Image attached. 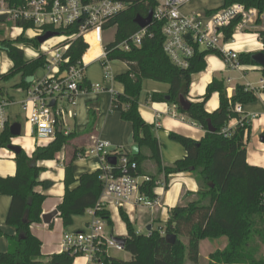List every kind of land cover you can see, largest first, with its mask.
<instances>
[{"label":"trees","instance_id":"obj_1","mask_svg":"<svg viewBox=\"0 0 264 264\" xmlns=\"http://www.w3.org/2000/svg\"><path fill=\"white\" fill-rule=\"evenodd\" d=\"M83 4H90L100 0H81ZM125 3L128 8L104 25L103 29L115 28L114 41L104 46L105 58L102 67L107 62L121 61L127 64L129 70L114 78L124 87L123 94L113 95L111 109L118 112L121 120L132 125V140L140 148L138 156H131L137 165L135 175L147 176L148 182L140 186V193L147 198L155 197L156 180L165 179V190L169 177L179 173H190L197 182L198 191L194 200L178 205L169 211V217L164 227L151 229L145 234L136 233L128 216L119 210V216L126 226L127 235L124 249L131 259L124 261L115 257L103 259L110 264H197L199 261V243L203 240L215 241L226 238V245L221 250L209 254V264H264L261 247L264 246V168L250 166L246 163L245 140L249 132V123L243 120V125L237 124L230 137L220 134L230 120L238 119L236 106L254 103L257 94L242 85L234 88L228 97L224 81L212 79L207 85L205 94L196 102H189V109L184 110L179 105V98L186 99L191 76L205 70L207 56L214 55L221 59V55L212 50L195 49L189 66L181 69L172 64L162 50L164 37L161 24L152 22L146 28V35L139 48L132 46L129 51H122L116 46L127 40L140 29L134 23L137 16L146 17L157 6L156 0H116ZM224 6L243 4L246 8H254L264 15V0H222ZM10 4H18L17 0H9ZM2 23L0 22V25ZM21 29L14 39L0 40V52H3L11 63V67L0 74V81H8L21 75L22 80L16 88L29 89L33 82L29 81L39 69L47 66L46 56L40 50L36 37H28L27 31L33 29L31 23H17ZM80 24L76 22L66 28L54 29L47 27L44 33H55L57 37L77 35ZM233 27L225 31L226 39L230 38ZM0 30V35H2ZM262 43L261 53L264 56V31L260 32ZM93 42V40H92ZM25 49L37 53L35 58H25ZM88 44L82 37H76L64 57L69 59L67 64L60 66V74L71 66L79 65L82 56L88 50ZM252 54H239L241 65L255 64L250 60ZM264 82V67H260ZM59 74V75H60ZM59 75H56L57 79ZM105 79H107L105 75ZM143 79L169 84L167 95L149 94L148 102L167 103L175 106L176 111L198 125L204 132V137L196 142L184 136L170 133L169 138L179 143L186 155L172 164H165L161 160V146L155 138L154 125L147 124L139 115L138 100ZM95 86L83 79L78 84V94L89 93ZM217 93L219 106L213 113H207L205 105ZM264 94V88L262 90ZM72 95H69L71 97ZM5 93L0 90V99ZM74 97V96H73ZM167 98V100H166ZM68 99V98H67ZM69 100V99H68ZM10 101V100H9ZM90 110L89 129L92 127ZM209 127L213 131H209ZM264 137V131L261 134ZM74 137L65 134L56 120L55 135L47 146L36 147L31 157L20 151L14 157L16 165L15 175L0 177V195L11 198V204L6 218V224L16 231L14 237H9V249L0 254V264H43L41 258V242L30 232L32 224L41 223V205L46 196L37 192L41 185L39 175L43 171L37 166L38 162L55 159V156ZM12 137L9 125L0 133V149L11 144ZM264 144V142H263ZM78 151L64 168V194L57 207L59 217L64 227L72 224L73 216H83L89 210L94 217L106 223L108 234L113 237V223L111 214L106 207L97 209L98 201L103 190L100 181V171L83 174L76 181L73 177L71 164L76 160ZM151 163L155 173H148L146 165ZM114 168L116 165L114 164ZM78 183L75 188L71 186ZM26 217V218H25ZM174 235L175 242L169 245L160 235ZM0 235L1 232H0ZM184 239L186 241H184ZM76 256L69 252L53 255L47 264H73Z\"/></svg>","mask_w":264,"mask_h":264},{"label":"crops","instance_id":"obj_2","mask_svg":"<svg viewBox=\"0 0 264 264\" xmlns=\"http://www.w3.org/2000/svg\"><path fill=\"white\" fill-rule=\"evenodd\" d=\"M192 5L186 8L187 11H200L205 8L193 9ZM18 32L20 34L21 31L18 30ZM90 38L91 36H88V39ZM109 43L111 41L105 42V38L102 36V43H91L87 52L82 56V62L85 65L84 79L94 85L95 89L89 93L77 94L73 97L72 103L67 98L57 100V109L63 111L58 119L60 127L65 134H74V137L55 156V159L37 163V166L42 167L43 171L39 175L41 185L36 188V191L46 196L41 205V216L57 211L64 194V168L76 152L85 151L96 140L106 141L110 144L111 150H118L129 155L131 146L135 145L132 140L131 123L121 120L119 113L111 109L113 95H121L124 92L123 85L116 82L114 78L126 73L129 68L127 64L121 61H110L107 62L106 68L102 67L104 46ZM235 50L238 54H254L261 52L262 47L257 40L250 39L236 47ZM205 62V70L191 76L186 100L188 102L198 101L205 94L207 85L214 78L224 81L228 97L233 94L237 85H242L254 91L257 94V100L254 103L241 106L242 113L239 115V119L247 120V123H249V132L245 140L246 163L250 166L264 168V144L260 141L261 134L264 131V94L262 93L264 87L261 83L263 80L259 67L256 65H240L239 69H231L214 55L207 56ZM47 75L46 70L39 69L29 81L44 79ZM105 75L107 79H105ZM21 80V75H18L13 85V88L16 89L14 93L9 91L10 89L0 88V90L10 100L8 109L10 124L18 123L12 121V118L17 119L23 113L27 136L22 140H31L25 144L20 141L17 142L16 139L12 141V139L11 144L19 146L27 156L31 157L36 147L47 146L53 139L37 141L31 137L26 114L21 109V105L26 98L25 89L16 88ZM169 89V84L143 79L138 100L139 115L147 124L155 127L153 134L161 146V160L165 164H172L186 155L184 148L169 138L170 133L184 136L196 142L200 141L205 134L198 125L179 114L175 106L147 101L149 94L167 95ZM218 106L219 97L217 93H214L206 103L205 110L207 113H213ZM90 110H92L94 116L92 117L93 125L89 129ZM68 111H71V117L67 115ZM237 122L238 119H232L227 127L234 129ZM1 150L0 177L14 176L16 171L15 154L7 148H1ZM101 166L102 163L95 157L79 159L76 155V160L71 164V170L74 179L78 181L81 175L99 171ZM146 171L152 174L155 173L151 163L146 165ZM156 182L162 183L165 182V179L161 177ZM45 183H49L47 189H45ZM77 184L76 182L71 188H75ZM197 191V182L190 173L174 174L169 177L166 190H162L160 187L154 190L155 195L161 199V207L152 211L135 207L134 211L128 214L129 221L138 234H143L141 229L144 226H146V229L151 226V229L155 230L158 224L166 223L169 211L172 208L183 204L189 197L188 194H195ZM10 204L11 198L9 196L0 195V232L2 234L0 235V254L8 251V238L16 235L15 229L6 224ZM109 211L113 223V237L125 238L127 235L125 224L118 213L113 209H109ZM91 220L92 216L87 212L83 216H73L72 224L68 227L63 226L59 214L49 224H44L42 220L39 224H32L30 232L41 242V258L39 261L47 264L51 256L61 254L60 246L63 234L65 232H79L85 229ZM75 264L85 263L78 259Z\"/></svg>","mask_w":264,"mask_h":264},{"label":"built area","instance_id":"obj_3","mask_svg":"<svg viewBox=\"0 0 264 264\" xmlns=\"http://www.w3.org/2000/svg\"><path fill=\"white\" fill-rule=\"evenodd\" d=\"M18 4H10L9 0H0V16H5L4 24L10 28L20 30L17 23H31L33 29L29 30L33 37L44 35V29L66 28L80 24L77 35L70 37L59 36L56 42L51 40L40 46L41 52L46 56L47 66L44 70L48 75L44 79L33 81V85L25 90L26 98L21 109L26 114V121L30 127V135L35 140L53 139L56 130V120L63 114L57 109V100L68 98L72 103L73 96L78 94V84L84 79L85 65L82 59L77 66H71L60 74V66L67 64L69 59L64 57L70 42L76 37H82L90 47L91 43L101 44L104 25L124 12L128 6L116 0H100L90 4H83L81 0H17ZM157 6L152 12V22L160 23L164 37L162 50L172 64L178 68L186 69L189 60L193 57L195 49L212 50L221 55V60L231 69H239V54L235 50L242 43L257 40L263 48L260 40V32L264 31V15L254 8H246L243 4L224 6L220 4L212 8H204L200 11H187L186 8L194 0H156ZM233 27L230 38L226 39L225 31ZM146 28L140 29L127 40L116 46L122 51H129L132 46L139 48L146 35ZM88 36H91L88 39ZM189 36L190 40L185 37ZM93 40V42H92ZM29 51V49H26ZM35 57L37 53L31 52ZM106 54L104 53V58ZM48 57V58H47ZM60 74V75H59ZM59 75L56 79L55 76ZM64 76L63 78H60ZM229 82V81H228ZM264 87V82H261ZM69 95H72L69 97ZM54 101V107L49 106ZM10 101L5 96L0 99V133L9 122ZM236 113H242L241 106L235 107ZM69 117L71 111L67 112ZM247 122V120H244ZM237 124L243 125V119ZM235 129V128H234ZM234 129L224 127L220 134L230 137ZM79 159L95 157L102 163L100 181L103 190L100 195L97 209L106 207L119 214L123 210L125 214L134 211L135 207L155 210L161 207V199L155 195L153 199L140 193V186L149 181L146 176L135 175L137 165L125 153L111 150L106 141L96 140L82 153L77 154ZM116 159V168L108 162V159ZM156 188L165 190V182H156ZM155 188V189H156ZM264 206V197L262 199ZM110 212V211H109ZM88 214L92 220L85 229L72 233L65 232L61 240V253L69 252L74 256H82L85 264H110L103 259H109L110 250L122 251L112 240L106 230V223L94 217L93 211ZM165 237L163 232H160Z\"/></svg>","mask_w":264,"mask_h":264},{"label":"rangeland","instance_id":"obj_4","mask_svg":"<svg viewBox=\"0 0 264 264\" xmlns=\"http://www.w3.org/2000/svg\"><path fill=\"white\" fill-rule=\"evenodd\" d=\"M192 4L191 5H192L193 9L199 8V7L212 8V7H216L217 5H219L220 1L219 0H194L192 2ZM0 30L3 33L2 35H0V40H2V39H4V40L10 39L11 40V39H14L17 35H19L18 30L14 29L12 27L10 28V25H8V24L2 23L0 25ZM114 34H115V28L114 27L106 30L104 32V35H103V38H105V42L106 41L113 42L114 41ZM27 35H28V37H33L32 33L29 31H27ZM49 40H51V42H50L51 44L57 41L56 38H51ZM31 52L32 51H30V50L28 51L24 48L25 58L31 59L32 57H34ZM10 67H11V63L7 59L6 55L3 52H0V74L5 73ZM17 76L11 78L8 81L0 82V88L10 89L9 91L14 93L16 91V89L13 88V85H14V81L16 80ZM13 120L18 122L21 125V134L17 138L16 137L12 138L13 139L12 141H14L16 139L17 142L20 141V142H23L26 144L30 139L28 138L29 140H27V141L22 140V139H25V136H27L26 135L27 129H26V124H25L24 114L22 113V115L17 119L12 118V121ZM0 151H2V150L0 149ZM193 200H194V196H189L185 200V202H183V204H186V203L191 202ZM162 227H164V224H158V226H156V228H162ZM141 232L143 234H145L147 232L146 226H144L141 229ZM184 241H186V240L184 239ZM226 243H227L226 238H221V239H218L215 241H210V240L201 241L199 243V261L197 264H209V259H208L209 254L213 253L216 250H221L226 245ZM109 252H110V255L112 257H115V258H118V259H121L124 261H129L131 259L130 254L125 252V251L119 252V251L112 249ZM261 253L264 255V246L261 247ZM78 259L82 260L85 263L84 258L82 256H76L73 264H75ZM185 264H190V263L187 262Z\"/></svg>","mask_w":264,"mask_h":264},{"label":"water","instance_id":"obj_5","mask_svg":"<svg viewBox=\"0 0 264 264\" xmlns=\"http://www.w3.org/2000/svg\"><path fill=\"white\" fill-rule=\"evenodd\" d=\"M5 20V16H0V22L3 23ZM134 23L136 24V26L139 29H145L147 28L151 23H152V11H150L146 17H141V16H137L134 19ZM57 35L55 33H45L42 36L37 37V41L40 45H42L44 42L48 41L51 38L56 37ZM186 40H190L189 36L185 37ZM250 60L259 68L260 67H264V56L261 52L258 53H254L251 55ZM64 76H61L60 78H63ZM167 100V98H166ZM179 105L182 109L184 110H188L189 109V102L184 99L182 96H180L179 98ZM49 106L51 108L54 107V101H51ZM209 131H213L210 127H209ZM9 133L11 135L12 138H17L20 136L21 134V125L19 123H12L9 126ZM260 141L263 143L264 142V137L261 136L260 137ZM7 150H9L10 152L14 153L15 155H17L18 153H20V151L22 150L19 146L17 145H12L10 144L9 146L6 147ZM139 154V146L138 145H133L130 148V155L131 156H138ZM108 162L111 165H114L116 163V159L115 158H110L108 159ZM49 183H45V189H47V185ZM58 215L57 211H53L49 214L43 215L41 216V220L44 224H49L56 216ZM26 218V217H25ZM147 232H149L151 230V226L147 227ZM165 242L169 245H173L175 242V236L174 235H166L165 237ZM112 240L121 248V250L124 249V245H125V239L121 238V237H112Z\"/></svg>","mask_w":264,"mask_h":264}]
</instances>
